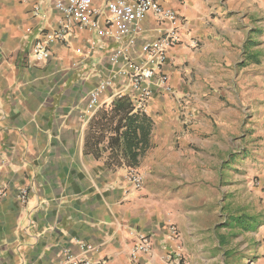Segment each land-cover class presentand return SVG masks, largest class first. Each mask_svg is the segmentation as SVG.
Listing matches in <instances>:
<instances>
[{"label": "crops", "instance_id": "1", "mask_svg": "<svg viewBox=\"0 0 264 264\" xmlns=\"http://www.w3.org/2000/svg\"><path fill=\"white\" fill-rule=\"evenodd\" d=\"M159 2L182 20V40L163 67L174 95L154 90L141 111L133 107L153 122L135 190L122 146L111 143L117 80L100 96L105 104L86 113L88 93L114 73L109 55L126 37H103L102 14L96 29L50 43L49 59L37 61L34 43L61 20L53 0H0V264H57L64 250L79 254V243L95 247L94 262L128 264L136 234L153 239L140 264L166 253L193 264L186 238L181 246L169 239V207L179 196L193 207L192 198L216 193L231 164H264V0ZM142 26L133 58L158 36L150 15Z\"/></svg>", "mask_w": 264, "mask_h": 264}, {"label": "built area", "instance_id": "2", "mask_svg": "<svg viewBox=\"0 0 264 264\" xmlns=\"http://www.w3.org/2000/svg\"><path fill=\"white\" fill-rule=\"evenodd\" d=\"M160 0H53L54 9L61 15L58 28L46 32L36 41L31 49V55L37 61L49 59V45L52 42H66L75 30L93 31L98 26L102 14L106 15V28L101 35L117 43L125 44L109 55V62L115 67L114 73L102 80L98 86L87 95L86 113L92 114L105 104L100 96L113 88L118 82L119 88L113 94L116 98L127 97L135 110L141 111L148 103L154 90L165 95H174L163 67L167 62V53L181 43L182 20L171 10L161 6ZM150 15L157 24L158 36L140 45L138 57L130 56V48L134 47L138 37L144 35L142 23ZM113 23H119L121 28L117 33L110 30ZM94 43H92V46ZM190 47L195 49L196 42L190 41ZM117 80V82H116ZM183 104V103H181ZM126 177L135 190L142 187V176L133 167L126 169ZM4 192L0 191V196ZM21 198H25L22 192ZM169 239L176 245L180 234L174 227L169 229ZM153 239L150 235L136 234V240L128 253V264H140L139 257L149 254ZM80 253L74 255L64 250L57 264H105L104 261L94 262L90 254L95 247L79 243ZM158 264H186L176 253H166Z\"/></svg>", "mask_w": 264, "mask_h": 264}, {"label": "rangeland", "instance_id": "3", "mask_svg": "<svg viewBox=\"0 0 264 264\" xmlns=\"http://www.w3.org/2000/svg\"><path fill=\"white\" fill-rule=\"evenodd\" d=\"M231 165L230 179H219L216 193L192 198L193 207L182 202L186 197L179 196L178 207H169V229L178 230V246L186 238L193 264H264V164L247 161ZM201 198L206 204L196 207ZM239 215L255 217L261 225L251 231L227 228L228 220ZM182 254L187 257L184 251Z\"/></svg>", "mask_w": 264, "mask_h": 264}, {"label": "trees", "instance_id": "4", "mask_svg": "<svg viewBox=\"0 0 264 264\" xmlns=\"http://www.w3.org/2000/svg\"><path fill=\"white\" fill-rule=\"evenodd\" d=\"M107 115L111 123L115 122V135L112 137L111 143L122 146L123 161L128 167L136 168L152 147L150 142L152 120L145 114L135 112L133 106L125 98L115 100ZM111 158L115 165H121L120 155L113 152ZM260 225L261 223L255 217L239 215L231 217L226 226L232 230L251 231L256 230ZM219 242L223 245L226 243L222 236L219 237Z\"/></svg>", "mask_w": 264, "mask_h": 264}]
</instances>
